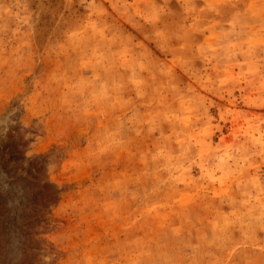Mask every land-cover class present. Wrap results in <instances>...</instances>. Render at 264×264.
I'll return each instance as SVG.
<instances>
[{
    "label": "rangeland",
    "instance_id": "1",
    "mask_svg": "<svg viewBox=\"0 0 264 264\" xmlns=\"http://www.w3.org/2000/svg\"><path fill=\"white\" fill-rule=\"evenodd\" d=\"M0 264H264V0H0Z\"/></svg>",
    "mask_w": 264,
    "mask_h": 264
}]
</instances>
